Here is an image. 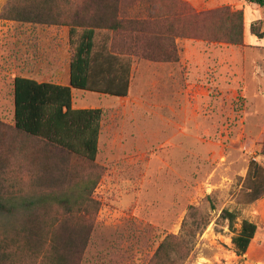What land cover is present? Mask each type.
Instances as JSON below:
<instances>
[{
	"label": "rangeland",
	"instance_id": "obj_1",
	"mask_svg": "<svg viewBox=\"0 0 264 264\" xmlns=\"http://www.w3.org/2000/svg\"><path fill=\"white\" fill-rule=\"evenodd\" d=\"M184 5L194 14L236 9L124 0L122 28L97 30L95 51L129 65V90L122 98L73 93L75 107L104 112L95 162L69 156L54 184L63 197L83 179L95 182L79 210L58 206L72 208L74 221L93 219L80 264H149L166 236L181 233L190 208L209 224L183 264H264V193L249 203L247 178L250 161L264 171V41L251 33L252 25L264 29V12L245 0L237 8L244 14L237 46L209 41ZM71 54L67 27L0 19V122L12 124L15 77L48 80ZM223 210L236 213L232 228ZM244 220L257 233L237 256L231 238Z\"/></svg>",
	"mask_w": 264,
	"mask_h": 264
},
{
	"label": "trees",
	"instance_id": "obj_2",
	"mask_svg": "<svg viewBox=\"0 0 264 264\" xmlns=\"http://www.w3.org/2000/svg\"><path fill=\"white\" fill-rule=\"evenodd\" d=\"M245 1L264 12V0ZM184 6L195 23L204 25L209 41L243 45V10L222 7L194 14ZM123 7L124 0H6L1 9L2 20L67 27L72 54L67 86L24 77L13 80V121L11 125L0 122V264L81 262L93 219L74 221L72 208L58 206L71 202L79 210L86 202L84 192L92 190L95 182L83 179L63 197L54 192V184L69 156L94 163L98 153L104 112L100 108L74 109L72 90L116 98L128 94L129 65L111 53L95 51L97 30L122 28ZM251 33L264 41V29L252 25ZM248 167L247 178L254 184L248 194L251 203L264 193L257 189L264 181V171L253 161ZM220 218L232 228L237 215L223 210ZM208 224L209 220L198 218L190 208L181 233L166 236L149 264H183L192 252L194 237ZM256 233L255 223H241L231 238L237 256L246 253Z\"/></svg>",
	"mask_w": 264,
	"mask_h": 264
},
{
	"label": "crops",
	"instance_id": "obj_3",
	"mask_svg": "<svg viewBox=\"0 0 264 264\" xmlns=\"http://www.w3.org/2000/svg\"><path fill=\"white\" fill-rule=\"evenodd\" d=\"M183 1L190 4L196 11L211 10V9H215V8L222 7V6H231L237 9L244 4V0H183ZM152 5L153 7L150 8V12L152 13L153 16L156 17L158 15L156 11H157V5H159V2L155 1L152 3ZM156 67L157 66H155V68ZM155 75L156 76L154 79L156 80V78H158L159 80L158 73H155ZM47 76H48V80H39V79H35L32 77H24V78L32 79L36 81L37 83H50L54 85L67 86L69 83V65L66 68L64 67L63 69L58 66H54V68L52 67L51 71L49 72ZM74 91H77V90H72V107L74 109H85L82 107L74 106L75 105L74 97H73ZM81 92H87V91H81ZM87 93H91V92H87ZM93 94H96V93H93ZM96 95L100 97H105V95H99V94H96Z\"/></svg>",
	"mask_w": 264,
	"mask_h": 264
}]
</instances>
